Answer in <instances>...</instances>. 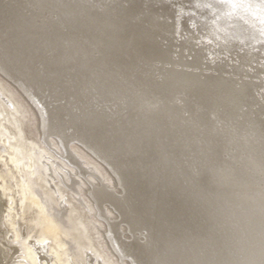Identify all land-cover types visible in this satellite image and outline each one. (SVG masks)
Returning <instances> with one entry per match:
<instances>
[{"label":"bare ground","instance_id":"6f19581e","mask_svg":"<svg viewBox=\"0 0 264 264\" xmlns=\"http://www.w3.org/2000/svg\"><path fill=\"white\" fill-rule=\"evenodd\" d=\"M2 1L0 74L25 100L42 142L57 141V154H67L73 177L82 180L80 191L95 197L98 234L113 261L264 264V63L248 68L262 52L255 48L264 50L256 25L229 15L231 0H188L182 7L178 22L197 10L198 30L218 39L217 52L241 49L227 70L225 57L208 56L206 41L182 34L169 0ZM259 3L264 0H247L243 9ZM9 122L23 138L15 113ZM72 142L95 169L71 153ZM9 160L21 172L15 152ZM60 166L53 161L48 169L61 173ZM112 172L125 177L128 192ZM20 176L9 210L25 207L30 177ZM73 177L68 186H79ZM4 203L0 184L3 228ZM31 204L28 231L43 230L42 215L46 232L59 235L72 225L67 210L40 191ZM114 205L123 217L111 211ZM63 236L75 260L77 244ZM53 255L52 263L60 253Z\"/></svg>","mask_w":264,"mask_h":264},{"label":"rangeland","instance_id":"374dc122","mask_svg":"<svg viewBox=\"0 0 264 264\" xmlns=\"http://www.w3.org/2000/svg\"><path fill=\"white\" fill-rule=\"evenodd\" d=\"M169 1L172 2L171 5L174 11L173 15L174 17L176 16L174 20H176L175 22L177 23L182 14V7H185L186 4L189 6L190 3H188V0H185L184 2L183 0ZM180 1H182V3ZM231 1V3L235 5L232 9L227 10L228 14L234 17L237 16V18H240L241 20L245 17L246 21L250 23V28L251 26L255 27L256 25L255 29L258 32L260 31L261 36L264 37V21L261 20L264 19V5L259 3L258 5H260V8H256V10L248 8V10L243 9L244 5L247 4V0H242V2L241 0ZM240 4L243 5L241 9H239ZM202 5L203 4L200 6ZM190 10V12L193 11V17L190 20H187L186 23L184 21L178 22L179 24L177 23L178 27L182 28V34H192L194 37L198 38L197 40L206 41V44H208L210 48L208 56L225 57L224 60L227 62L226 69L230 70V66L237 61V54L241 52V49L233 54L228 51L217 52L218 39L212 40V38L204 35V31L198 30L197 21L195 19L196 17H194L198 15V11L194 8ZM250 12L252 13V16H250ZM211 15L214 14L212 13ZM179 37L180 36L177 38ZM256 43L257 42L254 44L256 45ZM258 48L259 47L255 48L258 53L261 52V50V53H264L263 49ZM211 50L215 51L217 55ZM261 53L255 57L251 66H248L249 69H252L257 63H264V54L262 56ZM202 66L204 67L205 64ZM261 75V78H264V74ZM16 109H18L19 112H17ZM13 113H15L17 119L20 120V125L23 129V138L20 137L17 129H15L9 122V119L11 117L13 118ZM0 114H2L1 117L4 119L3 124L0 126V145H4V150L0 148V184H2L3 192L6 196L7 202L10 204L4 203L6 216L5 227H0V264H73L75 260L79 261V264H114V257L103 246L102 240L98 234L99 228L102 230V228L99 227V224L102 222L95 215V211L92 210L94 209V206H92L93 204L90 197H88L89 195L87 194V197H85L83 192L80 191L83 186L81 178L75 179V177H73L76 171L75 166L73 167L68 161L66 158L67 154L63 155L61 153V157L57 154L60 148L58 147L59 144L56 140L54 141L56 145L50 139L49 145L42 142L35 126L32 125L31 111L27 107L25 100L16 91L15 86L7 81V79L1 74ZM4 127H6V129H4ZM22 143H24V145H22ZM70 151L82 159V164L86 163L88 166H92L94 169L96 168L91 158L73 142ZM13 152H15L16 157H19L21 172H17L13 167L12 162L9 160V157ZM28 155L32 157L31 163L33 164V169H36V174L34 176H30V169L27 166V163L30 161ZM97 160L100 161L99 159ZM53 161L61 164L59 167L61 173L54 169L49 171L48 165ZM85 168L86 167H84L83 170H89L91 173V168ZM89 172L87 176L89 175ZM20 173L30 177L28 179L29 187L27 198L25 200V207L24 210L20 211L17 209L9 210L8 207H13L17 200V192L20 189L21 184ZM12 174H15L16 176H10ZM70 176H72L73 180L76 182H79V180L81 181V183L79 182V186H77V184L73 187L71 186L75 190L68 186L70 185V183H68ZM97 176L99 180H103L100 179L103 177L100 175ZM88 178L95 179V177L92 176H89ZM87 185L89 186V184ZM39 191L43 195L49 196L57 209H65L68 212L72 225L61 227V233L59 235L52 234L51 232L49 233V231L46 232L47 223L43 215L40 217V223L38 225H40L39 229L43 228L44 232H42V230L41 232L34 234L32 232H34L35 229L28 231L24 224L26 214H28L33 208L31 204V196ZM106 208L111 209L110 206H106ZM36 211L39 213L37 208ZM64 232H66L68 236H70V239L77 244L78 252L76 255H73L75 260L71 259L70 255H68V247L62 244V242L65 241L63 236ZM56 250L59 251L60 255L59 257H54V261L56 262L52 263L54 256L53 253ZM96 257H99L97 258L98 260H95Z\"/></svg>","mask_w":264,"mask_h":264},{"label":"water","instance_id":"95a60500","mask_svg":"<svg viewBox=\"0 0 264 264\" xmlns=\"http://www.w3.org/2000/svg\"><path fill=\"white\" fill-rule=\"evenodd\" d=\"M10 1V0H9ZM8 1V3H6V4H10L11 3V1L9 2ZM2 2H5V0H3ZM4 4H2L1 5V7H4V9L6 10V8L9 6V5H5V6H3ZM155 5L158 7H160L161 8V6H163V4L161 3V2H156L155 3ZM33 105L36 107V110H38L37 108V105H35V103L33 102ZM47 122H45V129H47V124H46ZM68 151H69V149H68ZM91 153V152H90ZM93 156H94V154H93ZM101 161V160H100ZM106 162H108V161H106ZM102 163H104L103 161H102ZM115 163L113 162V164H111L110 163V165L111 166H113ZM104 165H106V164H104ZM113 167H115V168H117L115 165L113 166ZM130 167V166H129ZM137 168V167H136ZM112 169V168H111ZM138 169V168H137ZM130 170H132V169H130ZM140 171H141V169H139ZM112 173H114L113 175H114V177H115V179H116V181H118L119 180V182L121 181V186H123V187H127V191L126 192H128V190H129V188H128V185L126 184V180H125V177H120L122 174L121 173H119V172H112ZM117 174V175H116ZM121 174V175H120ZM103 183V182H102ZM125 184H126V186H125ZM121 186H120V188H121ZM90 197V196H89ZM90 199H92L93 201H96V199H95V197L93 196V198L92 197H90ZM115 206V205H114ZM113 206V208H112V211L115 213V214H117V216H118V218H121V216H122V214H121V212L118 210V208L115 206L114 207ZM95 209H96V207H95ZM98 215V214H97ZM123 217V216H122ZM117 218V219H118ZM108 219L110 220V222L112 223V221H111V218L110 217H108ZM128 234H129V239L130 240H133L134 238H133V236L130 234V231L128 230V232H127ZM148 236V235H147ZM107 238V237H106ZM108 239V238H107ZM128 239V240H129ZM110 241V240H109ZM111 243V242H110ZM111 245V248L113 249V250H116V252H118V250H117V247L116 248H114V247H112V243L110 244ZM119 253V252H118Z\"/></svg>","mask_w":264,"mask_h":264}]
</instances>
